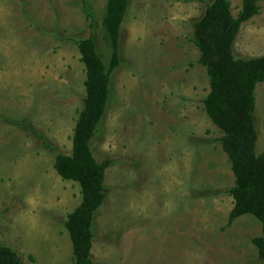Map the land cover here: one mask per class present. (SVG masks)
<instances>
[{
    "label": "rangeland",
    "instance_id": "374dc122",
    "mask_svg": "<svg viewBox=\"0 0 264 264\" xmlns=\"http://www.w3.org/2000/svg\"><path fill=\"white\" fill-rule=\"evenodd\" d=\"M106 1L0 0V245L21 264H73L64 221L80 187L53 162L56 152L70 154L85 95L70 39L91 33L108 64ZM208 1L131 0L126 9L109 101L89 142L94 159L107 163L92 264H264L251 243L260 222L245 214L226 224L233 175L203 109L209 83L192 42ZM229 1L236 15L241 0ZM259 6L233 41L235 57L264 54V0ZM254 94L261 152L264 81Z\"/></svg>",
    "mask_w": 264,
    "mask_h": 264
},
{
    "label": "trees",
    "instance_id": "16d2710c",
    "mask_svg": "<svg viewBox=\"0 0 264 264\" xmlns=\"http://www.w3.org/2000/svg\"><path fill=\"white\" fill-rule=\"evenodd\" d=\"M131 0H107L101 18L103 39L110 49L108 64L98 56L91 33L70 39L77 47L84 66V98L71 136L70 154L56 152L53 167L65 180L79 184L81 200L66 216L64 227L71 242L72 263L92 264L94 214L104 202L106 162H97L89 142L95 134L109 101L112 71L119 64V28ZM261 0H241L240 10L232 14L229 0H209L199 18L193 21L192 42L198 50V64L204 66L209 91L203 109L219 129L216 137L229 162L233 183L227 189L232 207L227 225L248 214L261 224V234L251 238L258 258L264 259V150L256 151L255 87L264 81V54L235 57L232 44L245 21L259 11ZM86 3V1H85ZM88 3L84 14L92 27ZM51 151L54 147L44 145ZM0 264H21L16 253L0 245Z\"/></svg>",
    "mask_w": 264,
    "mask_h": 264
}]
</instances>
